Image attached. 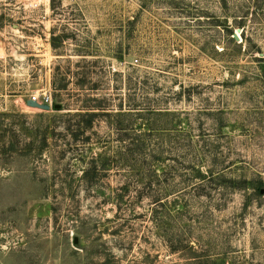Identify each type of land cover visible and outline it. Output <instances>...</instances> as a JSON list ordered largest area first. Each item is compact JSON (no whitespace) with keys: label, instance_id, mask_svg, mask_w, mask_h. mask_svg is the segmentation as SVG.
<instances>
[{"label":"rangeland","instance_id":"374dc122","mask_svg":"<svg viewBox=\"0 0 264 264\" xmlns=\"http://www.w3.org/2000/svg\"><path fill=\"white\" fill-rule=\"evenodd\" d=\"M1 112L0 264H264V0H0Z\"/></svg>","mask_w":264,"mask_h":264},{"label":"trees","instance_id":"16d2710c","mask_svg":"<svg viewBox=\"0 0 264 264\" xmlns=\"http://www.w3.org/2000/svg\"><path fill=\"white\" fill-rule=\"evenodd\" d=\"M82 101L85 102L86 105H83V107L79 108L75 112L68 111L65 113L66 117H68L70 120L75 121L74 125L76 126V128L73 130L70 127V129L72 133H74V135L77 136L79 135V133H82L86 131L87 128L91 127L98 116L110 115L111 113V108H109V105H106L107 100L105 98L88 97L83 99ZM133 108L134 107H130L127 110L125 107H123V105H121V107L114 112L115 117L118 118V117H123L124 115H132L131 113H133L134 110L131 109ZM9 115L10 114L7 113H2V112L0 113V117H8ZM116 122L122 123V121L119 120ZM121 129L122 127H120V130ZM9 132L11 134H9ZM18 136L19 135L17 134L16 131H14V129L13 130L12 128L4 129V121L0 122V152L5 153L7 151H12V152L18 151L19 149L18 147H16V144L19 143L18 142L19 140L17 138ZM121 140H123V138ZM34 142L35 141L33 140L32 143L31 142L25 143L24 144V146L26 147V148L24 147L25 150L27 151L34 150L33 149ZM95 170L96 167H92L91 169L86 170L84 173H86V176H88V174L92 171L95 173L96 172Z\"/></svg>","mask_w":264,"mask_h":264},{"label":"water","instance_id":"95a60500","mask_svg":"<svg viewBox=\"0 0 264 264\" xmlns=\"http://www.w3.org/2000/svg\"><path fill=\"white\" fill-rule=\"evenodd\" d=\"M236 40H239L240 39V36L238 35V33H235L234 36H233ZM29 104L32 105V106H41L43 108H46L48 109L50 107L49 104H41L37 101H33V100H29ZM53 107L55 109H61L62 108V104H58V103H54Z\"/></svg>","mask_w":264,"mask_h":264},{"label":"built area","instance_id":"2783aa9c","mask_svg":"<svg viewBox=\"0 0 264 264\" xmlns=\"http://www.w3.org/2000/svg\"><path fill=\"white\" fill-rule=\"evenodd\" d=\"M32 100L33 101H37V102H39L41 104H49V105L53 104V98H52L51 93L45 94L41 100H38L36 98H33Z\"/></svg>","mask_w":264,"mask_h":264}]
</instances>
